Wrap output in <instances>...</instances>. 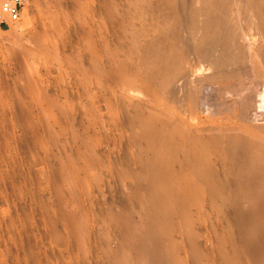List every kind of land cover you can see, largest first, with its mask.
Masks as SVG:
<instances>
[{
	"label": "bare ground",
	"instance_id": "bare-ground-1",
	"mask_svg": "<svg viewBox=\"0 0 264 264\" xmlns=\"http://www.w3.org/2000/svg\"><path fill=\"white\" fill-rule=\"evenodd\" d=\"M125 11L112 70L139 98L126 115L140 147L134 185L111 210L121 236L108 264H264V124L214 117L236 82L264 85V0H135ZM114 109L104 112L115 119Z\"/></svg>",
	"mask_w": 264,
	"mask_h": 264
},
{
	"label": "rangeland",
	"instance_id": "rangeland-1",
	"mask_svg": "<svg viewBox=\"0 0 264 264\" xmlns=\"http://www.w3.org/2000/svg\"><path fill=\"white\" fill-rule=\"evenodd\" d=\"M134 1L24 0L19 19L0 28V264H108L117 255L111 210L134 185L127 167L140 147L126 110L141 105L112 63ZM263 88L249 76L236 82L214 117L238 130L264 124Z\"/></svg>",
	"mask_w": 264,
	"mask_h": 264
},
{
	"label": "built area",
	"instance_id": "built-area-1",
	"mask_svg": "<svg viewBox=\"0 0 264 264\" xmlns=\"http://www.w3.org/2000/svg\"><path fill=\"white\" fill-rule=\"evenodd\" d=\"M24 0H0V28H8L19 19Z\"/></svg>",
	"mask_w": 264,
	"mask_h": 264
}]
</instances>
